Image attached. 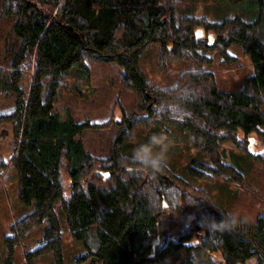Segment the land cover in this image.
<instances>
[{"label": "trees", "instance_id": "obj_1", "mask_svg": "<svg viewBox=\"0 0 264 264\" xmlns=\"http://www.w3.org/2000/svg\"><path fill=\"white\" fill-rule=\"evenodd\" d=\"M254 1L253 21L212 22L190 13L186 0H0V19L10 26L6 35L0 32V100L11 98L0 109V127L10 125L16 139L9 165L0 163V180L16 171L18 199L31 208L10 226L2 264H16L17 248L33 227L44 229L38 244L24 247L21 264L49 253L63 264L59 211L70 236L85 248L72 264H173L181 252L178 264H197V253L208 261L216 252L224 264H264V212L232 232L209 231L205 220L219 222L228 213L204 189L169 167L153 173L122 153L138 128L165 125L186 130L191 146L210 159L211 166L189 167L193 177L242 184L244 176L222 160L221 148L229 142L251 154L250 135L263 146L253 157L264 164V0ZM199 28L204 37L196 39ZM233 45L253 66L238 92L219 88L206 69L212 53L223 64L234 63ZM154 46L161 72L181 60L191 69L170 86L148 80L141 56ZM89 60L118 64L121 87L136 94L134 108L120 120L112 113L103 123L76 122L53 110L72 67L89 79ZM25 78L27 93L20 86ZM112 126L119 129L104 157L78 138ZM196 234L198 243L187 245Z\"/></svg>", "mask_w": 264, "mask_h": 264}, {"label": "rangeland", "instance_id": "obj_2", "mask_svg": "<svg viewBox=\"0 0 264 264\" xmlns=\"http://www.w3.org/2000/svg\"><path fill=\"white\" fill-rule=\"evenodd\" d=\"M185 7L192 14L206 15L212 22H221L227 18L240 17L251 22L257 16L258 6L254 0H244L232 4L227 0H186ZM7 19H0V32L7 34L9 28ZM204 37V35H203ZM202 37V38H203ZM3 44L0 43V53ZM235 57V62L226 65L221 62L218 54L210 56L213 62L206 66L207 70L215 73L219 88L223 90L240 91L245 80L253 74L251 58L236 45L229 49ZM158 48H150L141 56V68L148 80H153L161 85L170 86L176 81L179 73L191 69L186 61H179L168 68L167 72L158 69ZM88 66L91 74L87 80L84 73L72 67L67 73L65 86L61 89L58 99L54 102L53 110L64 116L66 112L76 122L89 120L92 123L105 122L112 113L115 120H120L123 112H128L136 104V94L121 87L123 71L116 63H106L89 60ZM31 72L27 76H30ZM29 79L21 81L20 86L25 93L29 90ZM11 98L0 100V109L9 107ZM118 126L109 129H90L78 138L84 148L100 157L108 153L109 143ZM164 132L169 138V147L166 153L168 167L178 176L186 179L193 187L206 191L213 205L226 213H236L246 218L248 222L255 220L264 212V164L255 159L253 155L262 153L263 146L255 135H250L251 142L248 150L251 154L238 150L232 143H224L221 148L222 160L236 168L244 176L243 183L238 185L228 181L212 178L202 179L189 174V167L198 168L199 164L211 166L210 159L195 150L190 143L189 133L184 129L173 126L154 125L151 128L140 127L135 131L134 138L126 142L122 153L128 157L132 150L140 144L146 143L148 138L155 133ZM243 137L242 134L239 135ZM16 139L10 125L0 127V163L9 165L15 151ZM18 176L16 171L8 170L6 176L0 180V264L5 259L6 248L4 238L9 234L13 221L25 214L31 208L25 207L17 196ZM60 222L63 227V264H72L73 260L85 252L83 244L74 240L66 229V222L62 211H59ZM44 227H33L27 237L17 248L16 264L23 262V249L30 248L40 241ZM199 234L192 237L187 245H196ZM160 240H157L159 244ZM26 247V248H24ZM183 253L171 259L173 264H178ZM197 264H224L221 254L216 252L208 255V261L200 253L196 254ZM209 259L212 261L210 262ZM34 264H55L52 253L42 255L34 260Z\"/></svg>", "mask_w": 264, "mask_h": 264}, {"label": "clouds", "instance_id": "obj_3", "mask_svg": "<svg viewBox=\"0 0 264 264\" xmlns=\"http://www.w3.org/2000/svg\"><path fill=\"white\" fill-rule=\"evenodd\" d=\"M168 147V136L164 132L155 133L148 138L146 143L135 147L132 150L130 157H127V159H130L135 164L156 173L168 167V159L166 155ZM194 203L195 201L191 204ZM244 223H246V218L240 217L236 213H230L222 215V219L219 222L214 218L205 220L203 226L212 232H232ZM251 264H255V261H252Z\"/></svg>", "mask_w": 264, "mask_h": 264}, {"label": "water", "instance_id": "obj_4", "mask_svg": "<svg viewBox=\"0 0 264 264\" xmlns=\"http://www.w3.org/2000/svg\"><path fill=\"white\" fill-rule=\"evenodd\" d=\"M204 33H203V30L202 29H196L195 30V33H194V36L196 39H201L203 37ZM211 39V37L209 38ZM109 175V173H105L104 176L107 177ZM163 207H165V202H163ZM158 240H159V237H158Z\"/></svg>", "mask_w": 264, "mask_h": 264}]
</instances>
